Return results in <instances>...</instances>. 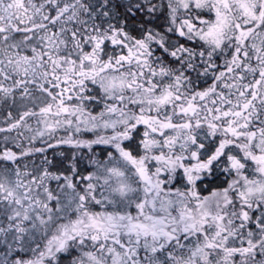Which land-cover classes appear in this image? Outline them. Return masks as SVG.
<instances>
[{
  "label": "snow or ice",
  "instance_id": "1",
  "mask_svg": "<svg viewBox=\"0 0 264 264\" xmlns=\"http://www.w3.org/2000/svg\"><path fill=\"white\" fill-rule=\"evenodd\" d=\"M0 264H264V0H0Z\"/></svg>",
  "mask_w": 264,
  "mask_h": 264
}]
</instances>
